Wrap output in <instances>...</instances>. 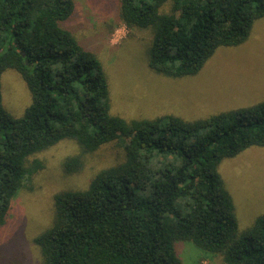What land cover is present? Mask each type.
<instances>
[{
	"label": "trees",
	"instance_id": "16d2710c",
	"mask_svg": "<svg viewBox=\"0 0 264 264\" xmlns=\"http://www.w3.org/2000/svg\"><path fill=\"white\" fill-rule=\"evenodd\" d=\"M168 5L169 9H166ZM129 28L151 29L149 67L195 75L220 47L250 38L264 0H119ZM75 0H0V229L43 163L36 154L63 140L83 155L123 143L124 158L84 190L54 195L50 227L34 240L42 264H183L176 242L191 241L226 264H264V214L241 231L219 166L264 146V101L207 118L167 114L127 119L112 112L103 61L66 26ZM16 70L31 92L23 115L3 105L2 75Z\"/></svg>",
	"mask_w": 264,
	"mask_h": 264
},
{
	"label": "rangeland",
	"instance_id": "374dc122",
	"mask_svg": "<svg viewBox=\"0 0 264 264\" xmlns=\"http://www.w3.org/2000/svg\"><path fill=\"white\" fill-rule=\"evenodd\" d=\"M75 1L66 26L103 61L113 113L127 119L173 114L194 120L264 101V17L255 21L247 42L220 47L199 73L175 78L149 67L152 31L127 27L119 0ZM1 81L5 109L15 117L23 115L32 100L26 82L14 69L6 70ZM81 153L80 145L68 139L33 157L43 168L15 196L9 220L0 229V264H42L34 240L53 222L54 195L86 189L101 169L124 158L123 143L110 142L85 153L79 172L67 173L65 160ZM219 173L233 197L239 229L246 230L264 214V146L225 158ZM176 251L183 264H226L221 255L191 241L176 242Z\"/></svg>",
	"mask_w": 264,
	"mask_h": 264
}]
</instances>
